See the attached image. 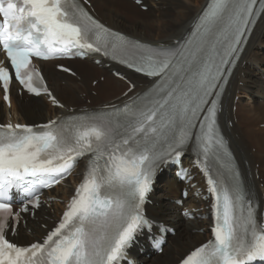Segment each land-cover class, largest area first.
<instances>
[{
	"label": "snow or ice",
	"instance_id": "1",
	"mask_svg": "<svg viewBox=\"0 0 264 264\" xmlns=\"http://www.w3.org/2000/svg\"><path fill=\"white\" fill-rule=\"evenodd\" d=\"M257 3L212 0L183 45L157 48L107 28L79 0H0V50L8 62H0L5 102L11 70L29 93L51 96L33 58L100 53L159 77L148 92L109 112L41 125L0 124V264H119L137 230L148 223L142 205L156 169L178 159L193 141L212 197V239L181 264L264 261V224L216 121L220 89L231 71L225 66L235 63L249 25L264 11V2L259 8ZM84 156L89 160L83 178L43 241L18 245L8 239V231L16 232L9 220L19 218L11 190L38 207L39 189L59 183Z\"/></svg>",
	"mask_w": 264,
	"mask_h": 264
},
{
	"label": "bare ground",
	"instance_id": "2",
	"mask_svg": "<svg viewBox=\"0 0 264 264\" xmlns=\"http://www.w3.org/2000/svg\"><path fill=\"white\" fill-rule=\"evenodd\" d=\"M89 1L97 17L112 29L141 42L167 45H173L174 40L181 39L191 30L192 24L196 21L207 2V0H199L201 5L193 6L192 0H158V3H154L156 5L154 7L156 10L154 9V11L157 18L161 20L160 22L156 21L150 14L149 11L152 7H150L148 12L142 13L133 4L132 0ZM143 1L146 3L154 0ZM263 45L264 11L257 21L228 82L222 101L220 119L223 131L229 138L230 146L240 164L245 181L258 198L260 205L264 207V201L261 198L264 189L261 191L258 188L253 162L254 159L255 162H260L262 165L260 174L264 177V155L262 153L264 149V130L260 134H256L257 132L254 131L255 125L264 123V79L261 80L262 75H264V60H262L264 59V51L260 50ZM52 63H56V61L39 62L53 95L64 106L62 108L51 107L40 96L31 99L24 93L22 95L13 93L10 99V109L5 108L8 120L24 123L33 119L45 118L48 120L59 115L74 114L78 112V110H74L76 103L83 104V97L79 96L82 92H85L83 96L91 99L92 105L104 106L123 102L135 92L143 91L152 83L141 76L125 71L126 76L135 83L136 87L126 95H123L128 85L124 81L113 77L104 62L101 67L95 65L92 60L90 63L88 59L60 62L69 64L74 69H77L73 76L56 71L55 65L52 66ZM241 73H243V76H240ZM99 74L104 76V80L103 82H97L96 86L92 88L90 83L93 79L98 78ZM64 80L65 82H63ZM60 81L65 85H60ZM240 81L243 82L242 87L238 86ZM92 89L97 92L95 96L90 94ZM238 89L242 90L243 93L249 94L254 99L253 105L250 104L251 107L249 106L246 110L248 114V116L245 115L247 120H244L242 115H240V118L237 114L232 115L233 96ZM86 106L89 107L90 105ZM234 118H237L236 122H234ZM228 121L233 122L231 127L228 126ZM236 124H239V127ZM240 128L243 130V135L238 136ZM246 139H249L250 145H256L258 152L255 154L251 152L250 145L246 143ZM184 161L189 164L188 154L185 155ZM76 178L77 176H70L63 184L48 192V195L66 198L71 194L72 183L74 184ZM153 187L154 190L150 197L153 203L146 206V214L156 220H169L176 229V233L174 236H169L161 255L151 254L146 257L143 254H137L136 250H132L131 254L137 257L139 264H171V262L177 261L188 250L205 239V235L199 232L204 227V222L199 219L188 220L180 214V209L198 208L199 205L191 194L186 200L182 201V206L175 204V200L180 197L179 193L182 185L176 181L172 172H163ZM50 206L54 208L55 212L58 204L51 203ZM53 215L54 213L50 212L49 208L42 207L35 213L33 218L26 217V226H19L18 228V237L24 236V239L20 240V242H29L34 237L44 234L45 228L41 227L40 224H44L48 228L51 225L50 218ZM28 222L32 228L30 235L26 234L30 230Z\"/></svg>",
	"mask_w": 264,
	"mask_h": 264
},
{
	"label": "rangeland",
	"instance_id": "3",
	"mask_svg": "<svg viewBox=\"0 0 264 264\" xmlns=\"http://www.w3.org/2000/svg\"><path fill=\"white\" fill-rule=\"evenodd\" d=\"M133 1V0H132ZM193 1H195V2H193ZM198 3H197V2ZM156 3H158V0H154L153 2H144L143 1V3H142V5H145V6H147L148 8L146 9V10H143V9H141V7H140V5H137V4H135L134 2H133V4H135L136 5V7H137V9L140 11V12H142V13H144V12H148L149 11V9H150V7H152L151 8V10L149 11L150 12V14L152 15V17H154L155 18V20L156 21H160L161 22V20L159 19V18H157V16H156V13H155V11H154V9L156 10V8H154L156 5L155 4ZM195 3V4H194ZM204 4V3H203ZM192 5L193 6H200L201 4L199 3V0H192ZM203 6V5H202ZM202 6H201V8H202ZM140 8V9H139ZM200 8V9H201ZM129 10V9H128ZM130 11V10H129ZM125 32V31H124ZM127 33V32H126ZM260 50H262V51H264V45L261 47V49ZM262 60H264V59H262ZM255 61H259V60H255ZM90 63H91V61H89ZM52 66L53 65H55V63H52L51 64ZM100 67V66H99ZM73 68V67H72ZM74 69V68H73ZM77 69H74V71H76ZM240 76H243V73H241V75ZM264 79V75H262V77H261V80H263ZM103 80H104V76L103 75H100L99 74V77L98 78H95V79H93L92 81H91V86H92V88H94L95 86H96V84H97V82H103ZM61 81H62V79H61ZM60 81V85H65V84H63L62 82ZM93 81L94 82H96V83H94L93 84ZM63 82H65V80L63 81ZM80 82V81H79ZM241 84V85H240ZM243 82H238V86L239 87H242L243 85ZM84 93L85 92H82L79 96L80 97H83V104H81V105H92V102H91V99L90 98H86L85 96H83L84 95ZM92 96H95L96 94H97V92L95 91V90H91V93H90ZM30 98V97H29ZM31 99H33V98H31ZM42 100H44V102L48 105V106H51L52 107V105H50V103H48L45 99H44V97H42ZM260 101H261V99H259ZM253 101H254V99L249 95V94H247V93H243V91L242 90H240V89H238L236 92H234V96H233V106H232V108H231V110L233 111L232 112V115L233 114H237L238 116H239V118H240V115H242L243 116V118H244V120L246 119L247 120V116H248V114L246 113V110L248 109V107L250 106L251 107V105H253ZM259 101V102H260ZM87 103V104H86ZM63 104V103H62ZM251 104V105H250ZM78 106H80V104L79 103H76V106L74 107V109L76 110L77 109V107ZM240 106V107H239ZM236 115V116H237ZM245 115H247V116H245ZM235 120H234V122H236V120H237V118H234ZM46 119L44 118H40V119H33V120H28V121H25L24 123H36V122H43V121H45ZM241 120H242V118H241ZM233 122H231V121H228V126L229 127H231ZM263 124L264 123H258L257 125H255L254 126V131H256L257 133L256 134H260V133H262L263 132V130H264V126H263ZM236 126L237 127H239V124H236ZM238 136H240V135H243V130H242V128H240L239 130H238ZM238 138V137H237ZM246 143H248L249 145H250V142H249V139H246ZM254 144H251L250 145V148H251V152L253 153V154H255L256 152H258V148L256 147V145H254ZM262 153H263V155H264V149H263V151H262ZM253 162H254V169H255V172H256V174H255V179L258 181V188L259 189H261V191H263V187H264V177H262L261 176V170H262V165L260 164V162H255V159L253 160ZM261 168V169H260ZM260 169V170H259ZM259 172V173H258ZM258 174H260V175H258ZM260 183V184H259ZM260 185V186H259ZM263 186V187H262ZM61 193V192H60ZM59 193V194H60ZM57 204H58V202H56ZM62 208V205H60L59 206V204H58V206H57V209L55 210V212H54V208L53 207H49V210H50V212H52V213H54V215H56L57 213H58V211L60 210ZM162 221H168L169 222V220H162ZM29 223V222H28ZM28 225V224H27ZM40 226L42 227V224H40ZM28 228L31 230V232L28 230L27 231V235H30L31 233H32V228L30 227V223H29V225H28ZM200 229V228H199ZM199 232H201V234H204L205 235V239H206V226H205V224H204V227L202 228V229H200L199 230ZM33 239H35V237L33 238ZM204 239V240H205ZM157 257V256H156ZM165 262H167L166 260H164ZM171 263H173V262H171Z\"/></svg>",
	"mask_w": 264,
	"mask_h": 264
}]
</instances>
